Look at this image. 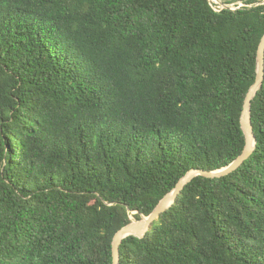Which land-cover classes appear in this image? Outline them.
<instances>
[{
	"label": "trees",
	"instance_id": "trees-1",
	"mask_svg": "<svg viewBox=\"0 0 264 264\" xmlns=\"http://www.w3.org/2000/svg\"><path fill=\"white\" fill-rule=\"evenodd\" d=\"M0 0V264H114L117 233L244 151L264 0ZM263 3V4H261ZM253 156L195 178L121 264H264Z\"/></svg>",
	"mask_w": 264,
	"mask_h": 264
},
{
	"label": "water",
	"instance_id": "water-1",
	"mask_svg": "<svg viewBox=\"0 0 264 264\" xmlns=\"http://www.w3.org/2000/svg\"><path fill=\"white\" fill-rule=\"evenodd\" d=\"M263 83H264V37L261 41L258 50L257 79L255 84L249 90L241 118L242 129L246 136V146L243 153L234 162H232L229 166L223 169L211 171V172L203 171V170L190 171L186 176H184L179 181L176 188L160 201L156 209L149 217L143 216L141 221H133L131 224L122 228L117 233L113 241L114 264H121L120 248L123 241L131 236L137 237L139 239L145 238L147 233L151 229L152 223L157 221L163 213L167 212L175 205L179 195L185 190L186 186L189 185L195 178L199 176H203L209 179H218V178L226 177L239 170L246 163V161H248L253 156L257 148L258 141L255 136L254 127L252 123V104L257 93L263 87Z\"/></svg>",
	"mask_w": 264,
	"mask_h": 264
},
{
	"label": "built area",
	"instance_id": "built-area-1",
	"mask_svg": "<svg viewBox=\"0 0 264 264\" xmlns=\"http://www.w3.org/2000/svg\"><path fill=\"white\" fill-rule=\"evenodd\" d=\"M211 1H212L214 9L217 12H221L224 9L238 10V9L244 7V5L242 3L225 5V4H223V3H221V2H219L217 0H211Z\"/></svg>",
	"mask_w": 264,
	"mask_h": 264
},
{
	"label": "rangeland",
	"instance_id": "rangeland-1",
	"mask_svg": "<svg viewBox=\"0 0 264 264\" xmlns=\"http://www.w3.org/2000/svg\"><path fill=\"white\" fill-rule=\"evenodd\" d=\"M133 221H136L135 219H133Z\"/></svg>",
	"mask_w": 264,
	"mask_h": 264
}]
</instances>
